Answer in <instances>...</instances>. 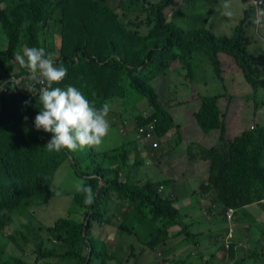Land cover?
Instances as JSON below:
<instances>
[{
  "label": "trees",
  "instance_id": "trees-1",
  "mask_svg": "<svg viewBox=\"0 0 264 264\" xmlns=\"http://www.w3.org/2000/svg\"><path fill=\"white\" fill-rule=\"evenodd\" d=\"M174 1L0 0V29L5 36L0 43V90L6 84L0 92V264H108L113 255L104 242L92 237L94 223L133 235L154 252L167 242L166 233L171 227L179 226L185 238L191 236L185 216L175 208L174 200L160 194L161 184L151 181L142 184L130 176L124 183L120 181V171L129 162L130 149H114L108 154L110 158L105 153L101 155L95 145L74 151H49L45 146L52 134L34 127L41 107L39 89L46 85L31 84L30 79L20 83L10 79L11 60L18 50L25 46L44 48L54 55L57 65L62 63L68 70L66 78L53 87L74 86L98 109L136 92L147 100L151 114L147 120L141 114L134 124L154 123L159 137L179 129L154 86L175 61L186 71V78L192 80L194 55L206 50L216 76L224 84L220 55L227 54L241 69L254 93L264 90V49L252 48L253 36L248 29L255 21L250 9L239 19L233 36H218L207 26H194L202 20L209 22L211 17L204 14H192L193 25L189 29L168 21L166 10ZM184 1H206L211 5L208 15L212 16H220L216 10L223 3V0ZM130 13L133 15L128 18ZM258 24L264 27V17ZM53 26L55 32L50 36ZM55 34L60 38L59 44L54 41ZM260 36L264 38V33ZM50 40L53 49L48 48ZM33 87L32 93L28 91ZM197 97L201 104L194 117L199 128L205 134L220 132L217 143L204 150V158L210 162L206 188L215 190L210 213L226 221L228 209L236 214L238 209L264 201V126H253L228 139V126L219 107L223 95ZM25 101L30 104L25 106ZM258 108L259 102L254 101L255 113ZM139 127L131 128L125 135H134L127 140L131 145L138 141ZM70 160L77 174L89 180L93 189L94 200L84 207L83 221L60 219L49 228H38L35 238L19 246L11 237L18 229L17 220L26 218L31 222L32 216L26 209L52 194L56 172ZM114 196L129 203L124 217L115 220L108 216ZM137 216L161 225L157 234L146 233L145 242L140 240L132 223L140 221ZM6 229L12 230L9 236ZM2 238L9 241L7 246ZM10 243L17 247L8 249ZM233 245L227 248L222 242L223 250L231 256Z\"/></svg>",
  "mask_w": 264,
  "mask_h": 264
},
{
  "label": "rangeland",
  "instance_id": "rangeland-1",
  "mask_svg": "<svg viewBox=\"0 0 264 264\" xmlns=\"http://www.w3.org/2000/svg\"><path fill=\"white\" fill-rule=\"evenodd\" d=\"M122 1L123 0H121V2ZM258 1L259 0H256V2ZM249 5L250 0H223V3L217 8L216 13L220 16L225 15L224 17H229L230 20H228L227 18L220 17L218 15H208L211 5L206 1L191 3L185 2L184 0H175L174 3L167 8L166 14L168 16V21H174L177 25L184 29L192 27V14H204L207 17H211L209 22L204 20L199 23L196 22L194 24L195 27L207 26L208 29L218 36L230 37L233 36L239 19L243 17L246 10L250 9L251 19L255 21V25L248 29V34L253 36L254 45L252 48L262 50L264 49V38H262L260 34L264 33V27H260L259 29L257 24L264 17V9H260L257 12L252 6L249 8ZM146 7L148 6L146 5ZM138 8L142 9L140 4L138 5ZM139 12L140 10H137V13ZM131 15L133 14L130 13L128 18ZM54 29V26L51 27L52 31L49 32L50 36L53 32H55ZM144 33L147 35L148 31L144 30ZM4 40V33L0 29V43ZM54 41L57 44L60 43V38L56 34L54 35ZM48 48L53 49L52 40L48 42ZM220 58L223 62V78L225 77L226 79L224 84L221 83L216 76L206 50H201L196 52L193 58L192 80L186 78V71L181 67L178 61H175L171 64L167 75L160 76L154 85L161 94L162 102L165 104L170 114H174V116L177 117V122L179 124L184 125L186 123L189 133L192 134L190 140L203 142L194 143L192 145V149L189 151V156L202 148H206L207 145L214 146L218 141V135H215L217 131H213L209 135L204 136H196L192 131L193 123L191 121L194 120L193 111H195L201 104L197 95L200 97L225 95L226 98H224L225 101L222 103L224 104L222 109L227 112L229 118L238 112V122L241 120V124H247V129H250L252 126H256L255 122L260 125H264V90L260 89L254 93L252 87L245 81L242 71L237 67L234 59L227 54H221ZM21 79L22 80L17 79V82L20 83L27 78L23 76ZM30 83L32 84L35 82L30 79ZM175 101L176 103H180V105H174ZM254 101L259 102V108L256 113L254 109ZM109 106L110 112L108 119L111 122L110 131L102 138L101 143L95 145L96 150L99 153H105L107 155L112 151V147L121 143L122 138L119 133V129L126 125V121H129L131 115H141L143 113L151 114L148 111L149 107L147 100L136 92H129L122 100L110 103ZM218 133L220 132L218 131ZM231 133H234V131H231ZM129 139L132 140L131 134L129 135ZM172 156L173 155L170 154L168 158H171ZM110 157L111 156H109V158ZM107 160L110 161L109 159ZM150 169L154 171L151 173L143 171V173L148 175L149 181L158 183L160 181L159 176L161 174V169L158 167H151ZM81 179L84 180L86 185L91 186L89 180L84 179L77 174L71 160L65 161L60 166L52 182V194L44 198H40L38 202H35L30 206V208L26 209V212L32 216L31 222L27 221L26 218L17 220L18 229L11 235V237L15 238L19 246H24L26 240L35 238L38 234L36 231L38 228H49L60 219L73 218L80 223L83 221L84 213L86 212L84 207L87 204L84 203V194L78 193L75 189L76 183ZM57 193H60V195H57ZM206 209V207L203 208L204 217H208ZM241 212L242 210H238V213L233 221V226H237L238 223L240 224L239 214ZM112 213L113 210L111 208L108 216L110 219L115 220ZM137 217L140 218L139 216ZM117 223L120 224V221L118 220ZM132 223L136 226L137 234L143 242L146 241L147 232L151 231L152 233L157 234L159 228L161 227L160 224L155 225L152 222L141 218L139 222ZM225 224V220L216 217L213 219L211 231L208 232V230H204L202 232H198L197 237L203 235L206 239H209V236L211 235L217 240H223L222 229ZM95 225L97 224L94 223L93 227ZM203 227V223L197 224L195 230ZM11 232V229H6L5 234L9 236ZM94 234L97 238L103 239L107 247L112 240L119 242V246L122 247L120 254H117L115 259L108 264H157L152 255H139L138 251L140 249V243L133 235H119L113 227H107L106 229H101V231L97 229ZM97 240L100 242L99 239ZM2 241L4 242L5 239L2 238ZM5 242L7 246L9 241ZM12 247L17 246L10 243L8 249ZM130 248H134L136 259L130 258V260H127L129 257H127V252Z\"/></svg>",
  "mask_w": 264,
  "mask_h": 264
},
{
  "label": "crops",
  "instance_id": "crops-1",
  "mask_svg": "<svg viewBox=\"0 0 264 264\" xmlns=\"http://www.w3.org/2000/svg\"><path fill=\"white\" fill-rule=\"evenodd\" d=\"M256 3V0H250L249 8L252 6L258 12L264 6V0L262 5ZM224 16L222 15L221 17ZM257 27L260 29V24H257ZM224 98H226L225 95L219 100V107L228 126L227 137L228 139H234L246 130L248 125L241 124V120L238 122V112L229 118L227 112L222 109ZM174 105L178 106L176 103ZM139 116V114L131 115L129 121H126V126L133 128L134 120ZM172 116L176 124L179 125V129H173L169 132V137L161 144V148L151 164L149 163L151 158L147 156L149 147L146 146L141 151L137 143L131 145V142L127 140H130V134L132 139L134 135L129 133L125 136L126 130L119 131L122 138L121 143L111 148V150L120 147L130 149L129 162L120 171V181L123 183L130 176L133 180H138L145 184L149 182V177L143 171L151 173L154 171L150 169L151 167L161 169L158 183L163 187L160 194L174 200L175 208L180 210L185 216L184 222L189 226L191 236L187 235L188 238L181 235L182 229L179 226L171 227L166 233L167 242L162 246H158L156 252L147 249L139 242V255H152L157 264H163L164 262H170V264H175L176 262L178 264H264V201L238 209L242 210V212L239 214L240 224L238 223L237 226H233V221L231 223L226 222L224 225L222 237L224 238L227 232L228 234L232 233L235 237V243L232 247L234 250L233 256L223 250L222 240H217L211 235L209 239H206L203 235L197 237L198 232L211 231L214 219V216L210 213L209 205L210 201L214 199L215 190L206 188L210 177V162L204 158V150L213 146L207 145L206 148H202L189 156L192 145L203 142L190 140L192 134L189 133L186 123L184 125L179 124L177 117L174 114ZM193 119L191 122L193 123L192 131L194 134L196 136L209 135L203 131L201 132L195 117ZM255 125L260 124L255 122ZM126 126L124 125L122 128H126ZM231 131H234V133H231ZM215 135H218L219 138L220 133L217 131ZM100 154L102 155V153ZM170 154L173 156L168 158ZM111 207L114 218H122L129 208V203L125 200L121 201L117 196H114ZM205 207L207 208L208 217L203 216V208ZM238 210H236L235 216ZM119 221L121 222L122 220L119 219ZM130 221L128 219V223ZM201 223L204 224V227L195 230L197 224ZM107 227L113 226L95 225L92 229V237L105 243L103 239L97 238L94 233L97 229L101 231V229H106ZM113 228L119 235H125L119 233L115 227ZM196 237L197 239H195ZM108 250L113 255L114 260L115 256L122 251V247L119 246V242L112 240L108 245ZM127 257V260H130V258L136 259L134 248L128 250Z\"/></svg>",
  "mask_w": 264,
  "mask_h": 264
},
{
  "label": "clouds",
  "instance_id": "clouds-1",
  "mask_svg": "<svg viewBox=\"0 0 264 264\" xmlns=\"http://www.w3.org/2000/svg\"><path fill=\"white\" fill-rule=\"evenodd\" d=\"M11 62L13 64L11 77L25 76L35 83L46 85L39 89V104L41 107H39L40 110L35 116L34 127L37 131L42 130L52 134L51 139L45 146L49 151L60 152L64 149L74 151L85 146L101 143L102 138L108 134L111 128V122L108 119L110 106L105 103L99 109L94 107L83 92L74 86L69 85L66 88L53 87L54 83H59L66 78L68 70L62 63L60 65L56 64L52 53L46 52L44 48L25 46L15 53ZM27 72L29 73L28 76L26 75ZM28 91L32 93L34 87ZM24 103L27 106L30 101ZM24 119L27 121L28 117L25 116ZM134 122H136V119ZM138 126L140 125L134 124L133 128ZM126 128H120L119 131L126 130L127 134L131 128L127 126ZM168 137V135L158 136L159 148L155 150L154 157H151L150 149H147V156L151 158L150 164L156 158L161 144ZM75 189L78 193L84 194L85 204L93 203L92 188L90 185H86L83 179L76 183ZM57 195H60V193H57ZM234 218L235 214L232 221H234ZM226 222L231 223L227 220ZM227 236L228 232L222 240L223 243ZM232 243H235V237ZM165 263L170 264V262H164L163 264Z\"/></svg>",
  "mask_w": 264,
  "mask_h": 264
},
{
  "label": "built area",
  "instance_id": "built-area-1",
  "mask_svg": "<svg viewBox=\"0 0 264 264\" xmlns=\"http://www.w3.org/2000/svg\"><path fill=\"white\" fill-rule=\"evenodd\" d=\"M256 4L262 5L263 4V0L257 2ZM21 78L22 77H19V76L17 78L15 76L10 77V79L12 81H16V82H17V79L22 80ZM144 117H145V120L150 118L149 114H147V113L144 114ZM158 140H159V138H158V135L156 134L154 123H149V124H146V125H143V126L139 127L137 145H138V148L141 151L143 149H145L146 146H148L149 149H150L151 157H154L155 150L159 148ZM234 213H235V211L233 209H228L227 210V212H226V220L228 222L232 221ZM233 238H234V236L232 235V233H229L228 236L226 237V239L224 240V243L226 244L227 248H230V246L232 245ZM165 264H169V263H165Z\"/></svg>",
  "mask_w": 264,
  "mask_h": 264
},
{
  "label": "water",
  "instance_id": "water-1",
  "mask_svg": "<svg viewBox=\"0 0 264 264\" xmlns=\"http://www.w3.org/2000/svg\"><path fill=\"white\" fill-rule=\"evenodd\" d=\"M4 86H5V84H3V87H2V89L0 90L1 93H2V90H3ZM88 221H89V219L87 220L86 225H87ZM86 225H85V226H86Z\"/></svg>",
  "mask_w": 264,
  "mask_h": 264
}]
</instances>
